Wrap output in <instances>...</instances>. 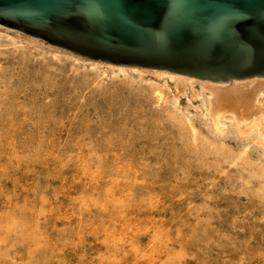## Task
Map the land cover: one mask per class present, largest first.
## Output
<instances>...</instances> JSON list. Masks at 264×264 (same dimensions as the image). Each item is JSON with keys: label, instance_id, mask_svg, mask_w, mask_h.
Wrapping results in <instances>:
<instances>
[{"label": "rangeland", "instance_id": "374dc122", "mask_svg": "<svg viewBox=\"0 0 264 264\" xmlns=\"http://www.w3.org/2000/svg\"><path fill=\"white\" fill-rule=\"evenodd\" d=\"M14 34L0 27V264H264L260 133L217 132L196 85Z\"/></svg>", "mask_w": 264, "mask_h": 264}, {"label": "water", "instance_id": "95a60500", "mask_svg": "<svg viewBox=\"0 0 264 264\" xmlns=\"http://www.w3.org/2000/svg\"><path fill=\"white\" fill-rule=\"evenodd\" d=\"M0 24L117 65L264 77V0H0Z\"/></svg>", "mask_w": 264, "mask_h": 264}, {"label": "bare ground", "instance_id": "6f19581e", "mask_svg": "<svg viewBox=\"0 0 264 264\" xmlns=\"http://www.w3.org/2000/svg\"><path fill=\"white\" fill-rule=\"evenodd\" d=\"M0 27L1 28H3V29H5L6 31H11V28H9V27H7V26H5V25H3V24H0ZM2 31V30H1ZM13 31L15 32V34H14V40L15 39H18V41H23V40H27V41H39V38H35V37H33V36H31V35H28V34H25V33H23V32H21V31H18V30H16V29H13ZM9 33V32H8ZM4 35H6V34H4ZM8 37H9V34H8ZM11 38H12V36H11ZM41 41V40H40ZM44 41V40H43ZM48 44V43H47ZM21 45V44H20ZM24 46V45H23ZM26 46V45H25ZM30 47V46H29ZM38 47V46H37ZM55 48H57V49H63V48H60L59 46H54ZM49 48V47H48ZM45 51V50H44ZM67 51V50H66ZM51 52V51H50ZM71 59H73V58H71ZM86 59V61H88V63L91 65L90 67H92V65H93V67L94 66H99V65H101V67L103 66V67H107V68H112L113 67V69H116V68H118L119 70H121V71H129V70H133V71H136L137 73H139L140 75H142V73L144 72V71H148V72H157L159 75H161L162 76V78H163V75H166V76H168V79L169 78H171V79H169L170 81H173L172 79L173 78H175V80H181V81H185V83L187 82V84L188 85H190V86H197V88H198V90H200L204 95H205V109H206V114H207V116L206 117H208V118H204V119H208V120H210L211 121V123H212V125L218 130L217 132H219V131H221L222 130V125H223V123L225 122V120H230L231 121V125L233 124L234 125V127L236 128V130H237V132L238 133H241V134H245L246 136H248L247 135V133H250V132H253V131H256L257 133H260V135L259 136H262V146H261V144H260V146L261 147H263V149H264V77H262V76H253V77H247V78H242V79H232V80H228V81H215V80H210V79H200V78H197V77H194V76H190V75H186V74H180V73H175V72H171V71H168V70H162V69H151V68H145V67H138V66H129V65H117V64H113V63H108V62H103V61H99V60H93V59H89V58H85ZM73 61H74V59H73ZM76 63V62H75ZM81 63V62H80ZM79 63V64H80ZM84 66H85V64H83ZM88 67V66H87ZM86 68V67H85ZM88 69V68H87ZM96 70V69H95ZM106 71H109L108 69L106 70ZM114 71V70H113ZM100 72V71H99ZM105 72V71H104ZM147 72V73H148ZM107 73V72H106ZM113 73V72H112ZM135 73V72H134ZM133 73V74H134ZM103 74V73H102ZM125 74H127V72L125 73ZM130 74H131V72H130ZM130 74H128V76H126V75H123V76H125V77H129V75ZM107 75H109V74H107ZM118 75V74H117ZM120 75H122L121 73H120ZM152 74H150V76H151ZM159 75H157V76H159ZM131 76H133L132 74L130 75V77ZM143 76V75H142ZM155 76V75H154ZM133 77H135V74H134V76ZM132 78V77H131ZM138 78V80L141 78H139V76L138 77H136V79ZM157 78V77H156ZM160 78V77H159ZM164 79H166V78H164ZM132 80H133V78H132ZM141 80H144V79H141ZM160 81H161V78L159 79ZM145 81V80H144ZM147 81V80H146ZM148 81H150V80H148ZM162 81H164V80H162ZM165 81H167V80H165ZM152 82H153V80H152ZM154 83H155V81H154ZM156 83H157V81H156ZM162 83V82H161ZM159 84V83H158ZM182 84H184V83H182ZM162 85H165V84H162ZM167 85V84H166ZM168 86V85H167ZM191 88V87H190ZM11 89V88H10ZM188 90V89H187ZM193 90H194V88H193ZM196 90V89H195ZM177 91V90H176ZM13 92V91H12ZM185 92V91H184ZM197 92V91H196ZM191 93V92H190ZM200 93V92H199ZM198 93V94H199ZM186 94V93H185ZM189 94V93H188ZM187 94V95H188ZM192 94V93H191ZM201 94V93H200ZM12 95H13V93H12ZM183 94H181V96H182ZM10 96V95H9ZM199 96V95H198ZM189 97H190V95H189ZM197 97V96H196ZM5 98V97H4ZM188 98V96L186 97V99ZM200 98V97H199ZM189 99V98H188ZM190 99H192V98H190ZM195 99V98H194ZM194 99H192V100H194ZM10 100H11V98H10ZM197 100V99H196ZM200 100V99H199ZM191 101V100H190ZM200 101H202V100H200ZM200 101H197V102H200ZM9 102V101H8ZM194 102V101H193ZM189 103V102H188ZM8 104V103H7ZM10 104V103H9ZM195 104V103H194ZM194 104H192V105H194ZM6 105V104H5ZM48 105V104H47ZM191 105V104H190ZM196 105V104H195ZM11 106V105H10ZM9 106V107H10ZM197 106V105H196ZM202 106V108H203V106L204 105H201ZM46 107V106H45ZM182 107V106H181ZM191 107V106H190ZM193 107V106H192ZM199 107H200V103H199ZM49 108V107H48ZM46 109V108H45ZM181 109V108H180ZM192 109V108H191ZM187 110V109H186ZM198 110V109H197ZM199 110H200V108H199ZM198 110V111H199ZM202 110H204V109H202ZM201 110V111H202ZM35 111H37V110H35ZM44 111V110H43ZM196 111V110H195ZM205 111V110H204ZM183 112V111H182ZM200 112V111H199ZM36 113V112H35ZM184 113V112H183ZM189 113H190V110H189ZM187 113L189 116H190V114L192 113ZM202 113V112H201ZM201 113H200V115H201ZM203 113H205V112H203ZM45 115V114H44ZM184 115V114H183ZM205 115V114H204ZM203 115V116H204ZM39 116V115H38ZM187 116V115H186ZM37 117V116H36ZM41 117V116H40ZM199 117V116H198ZM179 118V117H178ZM191 118V117H190ZM200 118V117H199ZM201 119H202V116H201ZM165 120V119H164ZM179 120V119H178ZM175 121H177V118H176V120ZM184 122V121H183ZM227 122V121H226ZM52 123V122H51ZM50 123V124H51ZM82 123V122H81ZM165 123V122H164ZM177 123V122H176ZM163 124V123H162ZM167 124V123H166ZM165 124V125H166ZM183 125V124H182ZM83 126V125H82ZM150 126V125H149ZM153 126V125H152ZM160 126H161V124H160ZM181 126V125H180ZM185 126V125H184ZM226 126V125H225ZM151 127V126H150ZM149 127V128H150ZM154 127V126H153ZM156 127H159V126H157V124H156ZM162 127V126H161ZM167 127V126H166ZM213 127V128H214ZM47 128V127H46ZM168 128V127H167ZM214 128V129H215ZM154 129V128H153ZM152 129V130H153ZM156 129V128H155ZM158 129H160V128H158ZM157 129V130H158ZM152 130H150V131H152ZM223 131V130H222ZM230 131V130H229ZM153 132V131H152ZM155 132V131H154ZM216 132V133H217ZM212 133V132H211ZM215 133V132H214ZM225 133V132H224ZM231 133V132H230ZM181 134V133H180ZM215 135V134H214ZM48 136H50V135H48ZM212 136V135H211ZM216 136V135H215ZM219 136V135H218ZM233 136H234V134H233ZM217 137V136H216ZM237 137V136H236ZM240 137V136H239ZM242 137H243V135H242ZM202 138H204V137H202ZM34 139V138H33ZM203 140V139H202ZM206 140V139H205ZM204 140V141H205ZM257 140V139H256ZM25 142V141H24ZM27 142V141H26ZM200 142V141H199ZM29 143V142H28ZM197 143H198V141H197ZM210 144V143H209ZM32 145V144H31ZM69 145V144H68ZM256 146H258V145H256ZM182 147V146H181ZM201 147V146H200ZM68 149V148H67ZM174 149V148H173ZM177 149V148H176ZM176 149H174V150H176ZM194 149H196V148H194ZM218 149V148H217ZM177 150H179V149H177ZM196 150H198V149H196ZM210 150V149H209ZM73 151V150H72ZM171 151H173V150H171ZM185 151H186V149H185ZM259 151V150H258ZM215 153H216V150L214 151ZM180 152H178V154H179ZM219 153V152H218ZM177 154V153H176ZM198 154V153H197ZM221 154H223V153H221ZM172 155H173V152H172ZM171 155V156H172ZM183 155V154H182ZM186 155V154H185ZM202 155V154H201ZM97 156V155H96ZM132 156H134V155H132ZM135 157V156H134ZM159 157V156H158ZM162 157V156H161ZM160 157V158H161ZM168 158H169V156H167ZM173 157V156H172ZM223 157V156H222ZM264 157V156H263ZM140 158V157H139ZM142 158V157H141ZM144 158V157H143ZM168 158H167V160H168ZM180 158V157H179ZM136 159V158H135ZM163 159H164V156H163ZM200 159V158H199ZM2 160V159H1ZM134 160V159H133ZM138 160V159H137ZM160 160V159H159ZM165 161H166V159H164ZM172 160V159H171ZM170 160V161H171ZM179 159H177V161H178ZM182 160V159H181ZM188 160V159H187ZM186 160V161H187ZM81 161V160H80ZM134 161H136V160H134ZM161 161V160H160ZM159 161V162H160ZM175 161V160H174ZM173 161V162H174ZM137 162V161H136ZM140 162V161H139ZM138 162V163H139ZM143 162V161H142ZM162 162V161H161ZM182 162H183V160H182ZM137 163V164H138ZM141 163V162H140ZM148 163H149V161H148ZM147 163V164H148ZM167 163L168 164H170L168 161H167ZM176 163H178V162H176ZM190 163V162H189ZM188 163V164H189ZM260 163V162H259ZM83 164V163H82ZM130 164H131V162H130ZM133 164V163H132ZM144 164V163H143ZM146 164V165H147ZM157 164V163H156ZM156 164H154V165H156ZM160 164V163H159ZM158 164V165H159ZM167 164V165H168ZM173 164V163H172ZM182 164H184L185 165V162L184 163H182ZM181 164V165H182ZM243 164V163H242ZM139 165V164H138ZM166 165V164H165ZM175 165H177V164H175ZM174 165V166H175ZM198 165V164H197ZM202 165V164H201ZM204 165V164H203ZM257 165V164H256ZM262 165H263V163H262ZM84 166V165H83ZM86 166V165H85ZM144 166V165H143ZM162 166V165H161ZM160 166V167H161ZM169 166V165H168ZM173 166V165H172ZM171 166V167H172ZM178 166V165H177ZM177 166H175V167H177ZM194 166H195V163H194ZM200 166V165H199ZM199 166H197V167H199ZM251 166V165H250ZM17 167V166H16ZM87 167V166H86ZM129 167V166H128ZM185 167V166H184ZM187 167H188V165H187ZM191 168L193 167V166H190ZM190 167H188V168H190ZM113 168V167H112ZM140 168V167H139ZM142 168V167H141ZM152 168H156V167H153L152 166ZM173 168V167H172ZM171 168V169H172ZM181 168V167H180ZM179 168V169H180ZM190 168V169H191ZM194 168V167H193ZM192 168V169H193ZM261 168V167H260ZM135 169V168H134ZM144 169H145V167H144ZM143 169V170H144ZM151 169V168H150ZM149 169V170H150ZM169 169V168H168ZM177 169V168H176ZM183 168H181V170H182ZM195 169V168H194ZM193 169V171H195ZM258 169V168H257ZM103 170V169H102ZM121 170V169H120ZM146 170V169H145ZM154 170V169H153ZM157 170H158V167H157V169H156V173H157ZM161 170V169H160ZM184 170V169H183ZM112 171V170H111ZM152 171V170H151ZM177 171V170H176ZM176 171H174L175 173H176ZM191 171V170H190ZM106 172V171H105ZM108 172H109V170H108ZM144 172H146V171H144ZM148 172V171H147ZM169 172V171H168ZM173 173L174 174V172H173V170H171L170 171V173ZM186 172V171H185ZM189 172V171H188ZM85 173V172H84ZM120 173V172H119ZM141 173V172H140ZM149 173V172H148ZM152 173V172H151ZM189 173H191V172H189ZM193 173V172H192ZM105 174V173H104ZM114 174V173H113ZM153 174V173H152ZM155 174V173H154ZM157 174H159V173H157ZM119 175V174H118ZM150 175V174H149ZM156 175V174H155ZM161 175V174H160ZM170 175V174H169ZM172 175V174H171ZM177 175V174H176ZM102 176H103V174H102ZM106 176H110V175H106ZM146 176V175H145ZM152 176V175H151ZM159 176V175H158ZM162 176V175H161ZM141 177V176H140ZM153 177V176H152ZM152 177H150V178H152ZM154 178V177H153ZM152 178V179H153ZM171 178H172V176H171ZM40 179V178H39ZM42 179V178H41ZM45 179V178H44ZM43 179V180H44ZM142 179V178H141ZM155 179H157V177L155 178ZM161 178H159V180H160ZM175 179V178H174ZM146 180V179H145ZM257 180V179H256ZM137 181V180H136ZM44 182V181H43ZM101 182V181H100ZM100 182H99V184H100ZM103 182V181H102ZM144 182H146V181H144ZM151 182H152V180H151ZM150 182V183H151ZM158 182V181H157ZM91 183V182H90ZM147 183V182H146ZM149 184V183H148ZM152 184V183H151ZM246 184V183H245ZM42 185V184H41ZM41 185H39L40 186V188H42L41 187ZM101 185V184H100ZM38 186V185H37ZM44 186V185H43ZM153 187V186H152ZM247 187V186H246ZM36 188V187H35ZM43 189H45V188H43ZM108 189V188H107ZM140 188H138V190H139ZM152 189V188H151ZM150 189V190H151ZM39 190V189H38ZM41 191V190H40ZM42 191H44V190H42ZM130 191V190H129ZM143 192V191H142ZM257 192H259V191H257ZM125 193V192H124ZM133 194V193H132ZM258 194V193H257ZM256 194V195H257ZM260 194V193H259ZM258 194V195H259ZM44 196V195H43ZM264 196V195H263ZM41 197V196H40ZM83 197V196H82ZM87 197V196H86ZM96 197V196H95ZM92 198V197H91ZM144 198V197H143ZM85 199V198H84ZM134 200V199H133ZM153 201V200H152ZM98 206V205H97ZM163 208V207H162ZM74 209V208H73ZM109 209V208H108ZM123 209H125V208H123ZM76 211V210H75ZM99 211V210H98ZM165 211V210H164ZM85 213V212H84ZM97 215H95V217H96ZM106 216V215H105ZM161 216V215H160ZM157 218V217H156ZM179 218V217H178ZM93 221V220H92ZM178 222V221H177ZM205 223V222H204ZM201 224V223H200ZM177 225V224H176ZM203 225H205V224H203ZM203 225H201V227L203 226ZM207 225V224H206ZM205 225V227H207ZM170 226V225H169ZM168 226V227H169ZM199 226V225H198ZM180 227V226H179ZM142 228V227H141ZM198 228V227H197ZM79 229V228H78ZM147 229V228H146ZM207 229H209V228H207ZM207 229H206V231H207ZM140 230V229H139ZM176 230V229H175ZM200 230V229H199ZM145 231V230H144ZM150 231V230H149ZM178 231V230H177ZM181 231V230H180ZM79 232V231H78ZM143 232V231H142ZM171 232H172V230H171ZM171 232H170V234H171ZM191 232V231H190ZM196 232H200V231H196ZM195 232V233H196ZM205 232V231H204ZM106 234V233H105ZM191 234H193L192 232H191ZM197 234V233H196ZM200 234V233H199ZM209 234V230H208V233H207V235ZM188 235H189V233H188ZM187 236V235H186ZM192 236V235H191ZM193 236H195V235H193ZM192 236V237H193ZM197 236V235H196ZM200 236V235H199ZM199 236H197V237H199ZM160 237V236H159ZM201 237H202V235H201ZM204 239L206 238V237H203ZM114 239V238H113ZM112 239V240H113ZM136 239V238H135ZM193 239V238H192ZM197 239V241H198V238H196ZM196 239H195V241H196ZM208 239V238H207ZM119 240H120V238H119ZM201 240V239H200ZM159 241V240H158ZM161 241V240H160ZM183 241V240H182ZM188 241V240H187ZM191 241V240H190ZM202 241V240H201ZM205 241V240H204ZM116 242H117V239H116ZM192 242V241H191ZM200 242V241H199ZM206 242H207V240H206ZM153 243V242H152ZM155 243V242H154ZM190 243V242H189ZM194 244H195V242H193ZM198 243V242H197ZM196 243V244H197ZM61 244V243H60ZM62 244H64V243H62ZM192 244V243H191ZM193 244V245H194ZM200 244V243H199ZM152 245V244H151ZM202 245V244H201ZM201 245H200V247H201ZM150 246V245H149ZM196 246V245H195ZM199 246V245H198ZM207 246H208V244H207ZM147 247V246H146ZM202 248V247H201ZM204 248V247H203ZM207 248V247H206ZM149 254H150V251H149ZM149 256V255H148ZM151 257V256H150ZM152 258V257H151ZM44 264V263H43Z\"/></svg>", "mask_w": 264, "mask_h": 264}]
</instances>
